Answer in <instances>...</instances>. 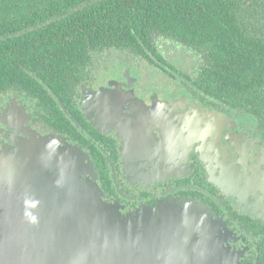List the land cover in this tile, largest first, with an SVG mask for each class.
Segmentation results:
<instances>
[{"label": "flooded vegetation", "instance_id": "1", "mask_svg": "<svg viewBox=\"0 0 264 264\" xmlns=\"http://www.w3.org/2000/svg\"><path fill=\"white\" fill-rule=\"evenodd\" d=\"M238 18L241 24L243 16ZM263 21L264 16L261 20L256 16L244 23L250 31H256ZM157 38L170 40L161 34L153 39L165 59ZM90 41L87 36L82 40L86 46L76 50L62 41L59 54L52 55L50 60L37 53L35 59L40 61L37 67L31 51H27V56L20 52L26 65L19 63L16 53L1 56L0 149L12 146L11 136H17L26 124L41 134L62 135L89 155L106 201L117 205L122 214L168 199H193L219 222L225 249L235 264H264V82L259 86L258 73L242 72L246 62L234 63L233 58L238 55L227 54L224 45L213 51L200 43H194L200 47L194 49L192 45L170 41L181 52L175 62L167 60L171 67H166L161 60L151 61L152 55L131 53L110 40L102 44ZM200 42L209 44L205 40ZM261 70L263 75L264 67ZM157 74L166 75L168 85L159 83L151 87L156 81L149 76ZM247 75L257 83L242 87V82L249 81ZM228 77L232 78V84ZM102 89L109 90L114 98L117 92L132 91L136 98L150 105L154 101L184 99L161 109L160 113L169 114V120L154 117L151 132L159 142L166 143L163 132L168 126L171 132L181 126L188 130L181 140L173 139L171 151L159 150L166 156L186 155L185 171L150 183L132 179L122 149L126 136H120L116 129L105 130L97 125L96 112L86 106L88 96L97 95ZM205 110L217 111L227 119L218 135L220 154L204 151L207 139L197 133L209 126L194 122L200 120ZM11 126L16 127L15 134ZM211 156L219 157L220 171L214 172ZM226 167L234 174L241 173L234 175L237 182L220 180L219 175ZM246 178H250V183L244 182Z\"/></svg>", "mask_w": 264, "mask_h": 264}, {"label": "water", "instance_id": "2", "mask_svg": "<svg viewBox=\"0 0 264 264\" xmlns=\"http://www.w3.org/2000/svg\"><path fill=\"white\" fill-rule=\"evenodd\" d=\"M95 96L96 110L103 111L95 118L102 126L108 125L103 116L110 100L135 108V116H127L130 127L122 146L128 167H139V178L146 180L170 172L155 164L154 151H171L173 139L182 135L168 126L166 143L155 141L150 124L154 117L169 120L160 110L184 99L150 105L132 91L114 98L104 89ZM200 115L193 121L214 126L210 143L218 146L227 119L213 110ZM11 137L14 146L0 149V264H235L216 229L219 222L193 199H168L122 214L106 201L89 155L66 137L42 135L27 124ZM214 167L220 171L218 164ZM219 178L238 181L228 167ZM200 208L205 212L195 211Z\"/></svg>", "mask_w": 264, "mask_h": 264}, {"label": "trees", "instance_id": "3", "mask_svg": "<svg viewBox=\"0 0 264 264\" xmlns=\"http://www.w3.org/2000/svg\"><path fill=\"white\" fill-rule=\"evenodd\" d=\"M238 15L243 16L241 24ZM256 16L263 18L264 0H0V58L16 53L19 63L26 65L22 54L31 51L37 67V53L50 60L59 54L62 41L76 50L86 46L82 40L90 36V42L110 40L131 53L152 55L151 61L161 60L168 67L153 40L161 34L194 49H200L195 45L199 43L213 51L224 45L227 54L238 55L234 63L246 62L242 72L258 73L260 86L264 82V21L256 31L244 23ZM247 78L242 87L257 83L250 75ZM227 81L233 83L230 77Z\"/></svg>", "mask_w": 264, "mask_h": 264}, {"label": "rangeland", "instance_id": "4", "mask_svg": "<svg viewBox=\"0 0 264 264\" xmlns=\"http://www.w3.org/2000/svg\"><path fill=\"white\" fill-rule=\"evenodd\" d=\"M157 39L160 41L159 42V46H160V49H161V53L163 54V57L166 60H168L170 63L175 62L176 59L180 57V52L181 51L178 48L174 47V45H172L170 41L166 42L163 39H159V38H157ZM187 63L190 64V60L189 59H187ZM170 67H171V65H170ZM185 69H188V65H187V67H185ZM145 71H146V69H145ZM149 77L153 78V81H156L155 83H152L151 87H154L155 85H158L159 83H163V84H166V85H168V83H169V79L167 78L166 75H161L160 76V75L157 74V75H152V76H149ZM97 100H98L97 97L95 95H92L89 99H87L88 104H90L87 108L90 111H95L96 112V116L101 117L100 112H103V111L98 109L100 111V112H98L96 110V101ZM87 101H86V106H87ZM105 109H106L105 112H107V113H106V116H103V117L107 118L108 125L102 126V125H100L97 122L96 118H94L95 119V123L97 125H100L105 130L116 129L120 133V136H126V134L129 131L128 127H130L127 124V121H128L127 119L129 118L127 116L130 115V114L135 116L133 114L134 113L133 111L135 110V108L128 107V109H125V106L121 105L120 100L113 99V100H110V104L106 105ZM166 116H167V118H169V114H166ZM151 122H153V121H151ZM150 126H151V129H152V123L150 124ZM11 128H12L11 131H13V133L15 134L16 133V127L11 126ZM138 128H139V126L137 125L136 126V130H135L134 139H138L139 138ZM214 129H215L214 126L210 127V125H209L208 128L205 131H203V132L200 131V132H197V133H199V137L200 138L205 137L207 139L208 145L203 146V148H204L203 150L204 151L211 152V153L213 151L214 152L218 151V154H220V150L221 149H220V146H219V136H217V142H216L218 146H215V145L210 143L211 140L213 139V137L210 135V133ZM177 131L181 135L186 134L188 132V130L185 129L183 126H181L180 129L177 130ZM217 134H218V132H217ZM42 135H45V134H42ZM151 135L156 141V139H157L156 136L152 132H151ZM124 138H123V140H124ZM194 139L197 140V137H194ZM157 141H159V140L157 139ZM11 145H13V144L11 143ZM154 146L156 147L157 143ZM185 156L186 155H184V154H182V155L181 154H171L169 156H166L164 153H161L159 151L158 147H156V150L154 151L155 164H157L158 167L162 168V169H166V167H169L171 169V171L164 173L159 178L154 177L153 180H152V178H150L149 180H146L143 177L139 178L140 175H143V173L140 172L139 167H131V168L130 167H126V169L127 170H129V169L131 170L128 174H129V176L132 179H134L136 181H140L141 183H145V182H149L150 183V182H154V181L160 180L163 177H171L173 175H177V174H180V173L184 172L185 171L184 169L186 168V164L184 163ZM211 158H212L211 159L212 166H215L218 162H220L219 161V157H212L211 156ZM229 175H231V174H229ZM234 175L235 176H238V175L240 176V173L236 172ZM195 211L196 212H205V210L202 209V208L195 209ZM216 229L217 230L219 229V227L217 225H216Z\"/></svg>", "mask_w": 264, "mask_h": 264}]
</instances>
